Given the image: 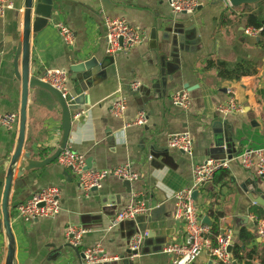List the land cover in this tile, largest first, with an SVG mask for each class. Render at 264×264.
<instances>
[{
    "label": "crops",
    "instance_id": "obj_1",
    "mask_svg": "<svg viewBox=\"0 0 264 264\" xmlns=\"http://www.w3.org/2000/svg\"><path fill=\"white\" fill-rule=\"evenodd\" d=\"M9 1L13 9L0 18V114L19 115L21 65L17 78L13 62L22 42L25 0ZM197 1L200 6L194 14L175 15L164 0H109L108 8L101 0H53L49 24L36 35L32 32L31 79L36 76L42 79L47 72L60 70L68 75L65 88L69 90L73 87L72 68L93 61L105 64L106 77L85 93L89 106L80 114L73 113L68 147L86 161L91 160L92 170L129 165L139 179L131 182V194L123 187V181L115 177L107 178L98 192L86 194L73 172L58 162L42 170L25 172L21 170L22 158L14 173L9 199L13 264H84L81 255L91 247L99 248L106 259L99 264H123L119 258L125 255L130 237L139 228L149 234V241L142 246V254L131 259L133 264H171L165 250L185 237L184 224L175 219V196L191 188L194 167L211 159L209 150L214 144V132L224 126L225 132H230L240 144L230 168L217 174L209 188L198 190L195 201L198 214L201 219L208 217L219 234L231 229L234 245H240L244 254L264 249L253 214L254 211L264 214V179L254 170H245L238 160L246 150L264 149V48L260 36L252 38L244 33L245 19L227 0ZM107 17L125 19L144 30L146 42L113 56L111 63L106 62ZM175 25H181L179 64L176 71L167 74L165 89L161 83L160 58L166 56L167 62L171 61L170 42L163 39L173 38ZM60 26L74 33L72 46L63 43ZM153 32L158 46L156 56L150 48ZM209 61L230 67L247 62L256 72L239 81L225 80L217 67H208ZM135 84L140 85L138 91L132 89ZM183 91L191 98L187 111L176 106L172 98ZM231 98L240 111L220 114L219 107L227 105ZM119 101H124L126 108L121 116H116L112 111ZM141 112L146 123L138 126L136 121ZM61 119V109L50 94L31 85L24 149L32 153V159L44 160L56 149L61 138ZM185 133L192 138L191 156L169 148L173 136ZM17 138L18 126L13 131L0 126V162L10 161ZM7 171V166L0 169L4 182L0 191V220ZM66 172L69 177L64 175ZM53 187L62 192L57 217L30 222L19 217L18 206ZM104 196L108 202L103 206ZM138 200L149 203L147 213L117 223L118 214ZM70 226L87 231L78 248L67 239ZM244 230L255 237L247 246L240 240ZM211 239L215 245L216 239L212 236ZM0 264H8V241L1 226ZM194 264L220 263L202 252ZM252 264L260 261L255 259Z\"/></svg>",
    "mask_w": 264,
    "mask_h": 264
},
{
    "label": "built area",
    "instance_id": "obj_2",
    "mask_svg": "<svg viewBox=\"0 0 264 264\" xmlns=\"http://www.w3.org/2000/svg\"><path fill=\"white\" fill-rule=\"evenodd\" d=\"M172 13L175 15H192L199 9L197 0H164ZM231 6V5H230ZM14 5L9 0H0V18L4 17L8 10ZM105 38L107 41V54L115 56L127 53L133 48L142 45L147 40L144 30L132 26L127 20L122 18L107 17L104 22ZM261 29L248 27L244 33L252 38L261 35ZM59 34L66 46H72L75 42V35L66 26L59 27ZM42 80L47 82L58 91L64 93L68 80L66 72L54 70L47 72ZM139 84L132 86L134 91H138ZM231 92V91H230ZM173 102L176 106L189 110L191 108V98L186 91L177 92L173 95ZM125 102L119 101L113 107V114L121 116L125 111ZM219 113L226 116L238 113L240 108L235 99L231 98L227 105L220 106ZM19 115L0 114V126L8 131H13L18 126ZM146 123V116L141 112L136 121V125L143 126ZM169 148L192 155V138L188 133L175 135L169 140ZM239 163L245 170H254L256 174L264 179V149L246 150L238 156ZM58 164L71 170L78 179L79 185L84 193H91L95 188H101L102 183L109 177H115L122 181L136 182L139 176L132 172L129 165L119 166L111 170L87 169L86 158L73 151L67 146L57 160ZM231 161L228 159H209L203 164L196 165L193 169V183L191 188L179 192L176 198L175 219L184 224L185 237L182 242H176L168 246L165 253L171 257V264H194L202 252L218 261L220 264H233L235 260L232 253L228 252L230 247H234L233 232L227 229L216 237L214 245L211 239V227L204 225L199 217L198 208L192 198L194 191L202 189L207 184H212L222 171L230 168ZM62 192L59 188H46L35 195L30 201L21 204L17 208L19 217L25 222L38 219L55 218L61 212ZM145 202L138 200L135 204L128 206L117 216L116 222L135 220L139 216L147 213ZM257 236L264 242V218L258 220ZM87 231L83 228L70 226L66 236L71 246L78 248L82 243ZM143 236L137 235L132 238L129 249L132 252H140L142 248ZM84 264H99L106 261L104 255L97 247L88 248L84 252ZM139 256L135 255L132 258ZM120 260V259H119Z\"/></svg>",
    "mask_w": 264,
    "mask_h": 264
},
{
    "label": "water",
    "instance_id": "obj_3",
    "mask_svg": "<svg viewBox=\"0 0 264 264\" xmlns=\"http://www.w3.org/2000/svg\"><path fill=\"white\" fill-rule=\"evenodd\" d=\"M103 6L105 8L110 7L109 0H101ZM233 9H239L243 7H256L259 4L263 3L264 0H227ZM53 0H25L24 1V28L22 35V42L18 44L15 55H14V73L18 78L20 75V65H21V78H22V100H21V108L19 113V121H18V138L15 152L10 159V161L0 162V169L4 167H8L7 176L4 185V191L2 196V219L0 220V226L4 229L7 241H8V264H13L14 260V237L12 234L11 228V218L12 215L10 213L9 199H10V189L12 185V180L14 177V173L16 171V167L19 164V161L23 158V162L21 164V170L25 172L42 170L53 163L57 162L58 158L62 154V152L67 148L69 136L72 128V117L73 113L80 114L82 109L85 106H89V100L86 97L85 93L90 91L100 79H104L106 77L107 67L105 64H96L94 61L89 64H81L76 66L70 70V82L73 84V87L69 90H65L64 93L58 91L54 87H52L47 82H44L40 77L36 76L31 79V69H30V44H31V36L32 32L34 35L41 32L44 27L49 24V21L52 17L53 12ZM33 16L34 22L33 21ZM174 36L172 39L168 36H164V42H170V62H167L166 56L160 58L161 63V83L166 89L167 86V74L174 72L177 70V66L179 64L178 61V52L179 43L181 44V25L174 26ZM173 28V29H174ZM150 48L153 50L155 56L157 55V41L156 35L153 32L150 39ZM182 51H184L182 49ZM114 60L113 56H109L106 62L111 63ZM96 64L91 67V64ZM83 65V66H82ZM165 70V72H164ZM34 75V74H32ZM173 78L171 77L170 80ZM34 88L42 89L50 94L53 101L60 107L62 112L61 119V138L58 146L52 152L50 156L45 158L44 160H34L32 159V153L30 151H25V140H26V130H27V118H28V100L30 93V86ZM84 120V116L79 118V121L82 122ZM223 124V123H221ZM227 130V126L219 127L214 132V144L213 147L209 150L211 159L221 160L228 159L232 160L235 153L237 152L236 148L240 144L235 138H233L230 132H225ZM87 169H92V161H86ZM66 177H69V174L64 173ZM3 180L0 179V191L3 187ZM211 184L205 185V189L209 188ZM123 187L127 190L128 194L132 193L131 183L128 181H123ZM93 192H98L99 189L95 188L92 190ZM199 195V191H194L192 198L194 201H197ZM120 196H117V199ZM102 205H106L108 202V198L106 196L101 198ZM145 207L147 210L150 209V205L148 202L145 203ZM153 213L151 212V215ZM201 222L208 226L212 227V222L208 217H204L201 219ZM140 230L135 232L129 239L128 250L125 255L122 256L120 261L123 264H133L131 257L142 254V250L140 252H132L129 249L130 242L133 237L137 235L143 236L142 246H146V242L149 241V234L146 233L145 229L139 228ZM233 247L228 249L229 253H232ZM85 259L84 254L81 255V260ZM233 264H237L234 262Z\"/></svg>",
    "mask_w": 264,
    "mask_h": 264
},
{
    "label": "trees",
    "instance_id": "obj_4",
    "mask_svg": "<svg viewBox=\"0 0 264 264\" xmlns=\"http://www.w3.org/2000/svg\"><path fill=\"white\" fill-rule=\"evenodd\" d=\"M235 11L241 12L243 19H245V27H251L254 29H261V45L264 48V2L255 7H243L239 9H234ZM208 67H217L220 71V76L225 80L239 81L244 76H249L254 74L256 71L249 63H239L236 66L230 67L228 64L223 62L209 61ZM253 214L256 215L257 219L260 220L264 218L262 212L254 211ZM211 236L216 239L219 235L217 227L211 228ZM255 239L254 235L250 234L244 230L240 236V240L244 246H247L250 242ZM233 259L240 264H252L255 259L260 261V264H264V249L258 252L255 249L250 250L247 254H244V250L240 245H234L232 250Z\"/></svg>",
    "mask_w": 264,
    "mask_h": 264
}]
</instances>
